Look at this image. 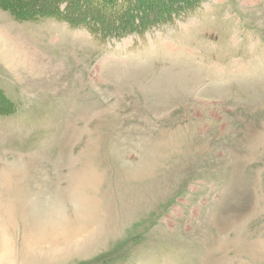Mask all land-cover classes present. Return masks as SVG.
<instances>
[{"label":"rangeland","instance_id":"1","mask_svg":"<svg viewBox=\"0 0 264 264\" xmlns=\"http://www.w3.org/2000/svg\"><path fill=\"white\" fill-rule=\"evenodd\" d=\"M200 2L104 40L0 8V264H264V0ZM51 204L92 216L44 246Z\"/></svg>","mask_w":264,"mask_h":264},{"label":"trees","instance_id":"2","mask_svg":"<svg viewBox=\"0 0 264 264\" xmlns=\"http://www.w3.org/2000/svg\"><path fill=\"white\" fill-rule=\"evenodd\" d=\"M200 0H0L15 19L56 16L73 27H85L97 38L123 37L173 20ZM201 3V2H200ZM139 10H141L139 12ZM0 87V114L14 111Z\"/></svg>","mask_w":264,"mask_h":264},{"label":"bare ground","instance_id":"3","mask_svg":"<svg viewBox=\"0 0 264 264\" xmlns=\"http://www.w3.org/2000/svg\"><path fill=\"white\" fill-rule=\"evenodd\" d=\"M81 199L85 198L81 197ZM48 208L43 209L42 213L44 214L40 218H35L36 224L40 226V228L38 227L37 241L44 246L48 242L50 243L53 238H64L74 234L80 227L88 223L92 216V211L83 207H78V211L73 212V214L68 213L65 207L62 206L55 207L51 204V207Z\"/></svg>","mask_w":264,"mask_h":264}]
</instances>
